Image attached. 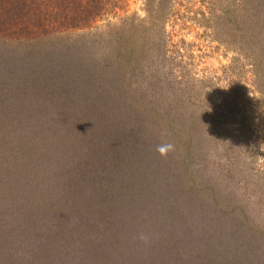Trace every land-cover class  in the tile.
Listing matches in <instances>:
<instances>
[{
    "label": "trees",
    "instance_id": "16d2710c",
    "mask_svg": "<svg viewBox=\"0 0 264 264\" xmlns=\"http://www.w3.org/2000/svg\"><path fill=\"white\" fill-rule=\"evenodd\" d=\"M173 1L98 32L123 0H0V264H264L260 188L212 170L204 128L153 68ZM223 13L239 55L259 46L261 0Z\"/></svg>",
    "mask_w": 264,
    "mask_h": 264
},
{
    "label": "rangeland",
    "instance_id": "374dc122",
    "mask_svg": "<svg viewBox=\"0 0 264 264\" xmlns=\"http://www.w3.org/2000/svg\"><path fill=\"white\" fill-rule=\"evenodd\" d=\"M230 0H174L169 6L166 29L170 36L169 56L154 57V69L164 67L167 85L183 69L190 71L189 86L183 90L168 88L170 99L179 102L180 116L186 125L191 119L202 125L205 138L210 140L207 151H213V171L234 170L233 184L260 188L264 201V0H261V24L258 26L259 46L244 56L238 54L229 35H233L228 18ZM146 0H123L119 8L94 24V31H107L119 26L122 19L131 18L147 25ZM239 12L238 14H240ZM228 14L231 16L232 13ZM218 16L219 20L214 17ZM248 24L249 9L245 11ZM242 23V18H239ZM251 20H249V23ZM222 23V27L219 25ZM219 27L218 37L212 30ZM208 27V28H206ZM153 41L156 36L153 33ZM253 53L260 54L261 93L256 89L252 72ZM247 54V56H246ZM253 55V56H252ZM246 56V57H245ZM259 71V69H258ZM184 109V114L181 110ZM233 166V167H229ZM264 208V204H263Z\"/></svg>",
    "mask_w": 264,
    "mask_h": 264
},
{
    "label": "clouds",
    "instance_id": "9594fccd",
    "mask_svg": "<svg viewBox=\"0 0 264 264\" xmlns=\"http://www.w3.org/2000/svg\"><path fill=\"white\" fill-rule=\"evenodd\" d=\"M174 150V146L172 144H162L160 146H158L157 151L162 155V156H167V154L170 151Z\"/></svg>",
    "mask_w": 264,
    "mask_h": 264
}]
</instances>
